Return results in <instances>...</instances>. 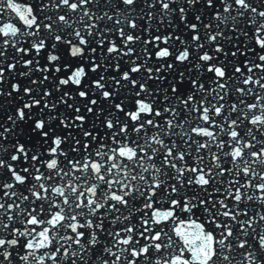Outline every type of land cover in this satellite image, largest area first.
I'll list each match as a JSON object with an SVG mask.
<instances>
[{
	"label": "snow or ice",
	"instance_id": "obj_1",
	"mask_svg": "<svg viewBox=\"0 0 264 264\" xmlns=\"http://www.w3.org/2000/svg\"><path fill=\"white\" fill-rule=\"evenodd\" d=\"M0 264H264V0H0Z\"/></svg>",
	"mask_w": 264,
	"mask_h": 264
}]
</instances>
